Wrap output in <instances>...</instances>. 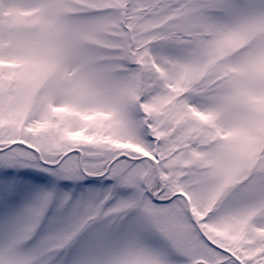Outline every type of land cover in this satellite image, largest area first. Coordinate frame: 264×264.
Wrapping results in <instances>:
<instances>
[{
    "label": "snow or ice",
    "instance_id": "6c2138e0",
    "mask_svg": "<svg viewBox=\"0 0 264 264\" xmlns=\"http://www.w3.org/2000/svg\"><path fill=\"white\" fill-rule=\"evenodd\" d=\"M0 264H264V0H0Z\"/></svg>",
    "mask_w": 264,
    "mask_h": 264
}]
</instances>
